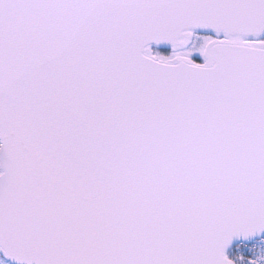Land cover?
<instances>
[{
	"label": "snow or ice",
	"instance_id": "1",
	"mask_svg": "<svg viewBox=\"0 0 264 264\" xmlns=\"http://www.w3.org/2000/svg\"><path fill=\"white\" fill-rule=\"evenodd\" d=\"M0 264H264V0H0Z\"/></svg>",
	"mask_w": 264,
	"mask_h": 264
}]
</instances>
